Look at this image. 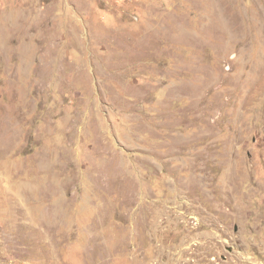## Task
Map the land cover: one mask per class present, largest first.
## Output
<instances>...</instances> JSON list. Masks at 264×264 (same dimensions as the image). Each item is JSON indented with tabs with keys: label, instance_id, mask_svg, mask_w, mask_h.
I'll list each match as a JSON object with an SVG mask.
<instances>
[{
	"label": "rangeland",
	"instance_id": "obj_1",
	"mask_svg": "<svg viewBox=\"0 0 264 264\" xmlns=\"http://www.w3.org/2000/svg\"><path fill=\"white\" fill-rule=\"evenodd\" d=\"M0 264H264V0H0Z\"/></svg>",
	"mask_w": 264,
	"mask_h": 264
}]
</instances>
